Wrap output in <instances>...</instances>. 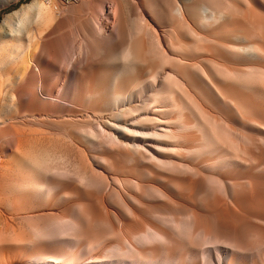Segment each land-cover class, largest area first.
Masks as SVG:
<instances>
[{"label":"rangeland","instance_id":"obj_1","mask_svg":"<svg viewBox=\"0 0 264 264\" xmlns=\"http://www.w3.org/2000/svg\"><path fill=\"white\" fill-rule=\"evenodd\" d=\"M33 1L0 4V23ZM37 1L43 4L42 15L38 5L27 17L21 13L26 22L19 27L17 45L22 48L28 40L24 27L29 26L37 35L34 71L58 74V66L49 64L54 50L63 61L59 77L47 73L48 82L38 81L46 88L47 103H30L21 91L16 110L3 117L13 121L1 128L0 144L6 147L7 137L22 140L17 159L22 169L9 181L0 180L1 188L6 185L0 264H26L36 251L53 254L51 244L35 237L34 230L51 225L59 214L76 209L92 222L96 213L108 222L104 205L110 209L120 202L113 188L138 191L132 185L136 177L164 188L181 214L194 211L211 225L246 234L258 230L264 236V211L258 204L250 209L252 217L240 219L237 209L230 211L248 201L264 203V0H185L182 18L173 12L178 0H122V15L116 0ZM139 5L155 10L153 15L142 11L151 27L136 21L134 6ZM14 64L5 63L3 81L22 85L26 78ZM207 137L222 142L221 154L203 150ZM155 140L162 144L158 149L151 146ZM151 152L194 164L208 182H200L199 174L156 166L148 158ZM219 157H229L231 165L216 168ZM54 167L72 177L53 176L46 183ZM86 176L108 180L107 191L86 184ZM207 185H233L235 196L206 198ZM46 186L50 189L43 190ZM220 197L223 212L216 209ZM137 207L145 220H153L150 208ZM96 226L91 224L88 235L93 241L100 237Z\"/></svg>","mask_w":264,"mask_h":264},{"label":"bare ground","instance_id":"obj_2","mask_svg":"<svg viewBox=\"0 0 264 264\" xmlns=\"http://www.w3.org/2000/svg\"><path fill=\"white\" fill-rule=\"evenodd\" d=\"M16 1L0 0V4L5 7ZM178 1H176L173 12L182 18L185 0L179 4ZM116 2L117 9H119L118 12L121 15L124 14L125 10L122 0H116ZM36 5L39 7L38 15H42L43 4H39L37 0H34L28 7L24 8L21 13H25L24 15L27 17L28 13ZM84 5H87V3ZM134 10L137 13L136 21L139 20L141 25H146V27L153 25L150 20H146L142 16V11L152 15L155 14V10L151 5L144 7V10L141 5L139 7L134 6ZM21 13L16 11L0 23V119H3L7 110L11 108L16 110L19 104L18 95L21 91L28 93L30 103L40 105L47 103V98H44L47 95L46 88L45 86H40L38 81L41 80L45 84L48 82L45 75L49 74L55 77L57 74L53 69L48 72H44L42 69L40 74L34 71L33 68L36 64L34 52L37 35L32 34L29 26L24 27L28 40L22 48L21 46L18 47L17 44L21 42V32H23L22 28L20 29V34L18 33L19 27L26 22V20L21 19ZM202 14V19H204V12ZM62 58L63 56L58 50L53 51L49 64L55 68L58 66L55 69L58 74L60 71L59 66L61 65L59 63L63 61ZM89 60L87 53L85 62L87 63ZM7 61L13 64L17 61L20 64L21 67L17 68L16 72L18 74L22 73V77L25 76L26 78L22 85L19 81H13V83L9 82V79H7L8 82L3 81L2 69ZM58 74L57 76L59 77ZM22 86H25L27 90H22ZM8 103L11 104L8 105ZM9 120H0V134H2L1 128L7 125L5 122ZM14 131L17 132V130ZM10 134L13 133L10 132ZM21 141L18 137H7L6 145H4L6 147L0 144V180L3 183L9 181L10 176L20 174L22 162L17 159L20 154ZM108 141H112L110 136H107ZM151 146L154 149H158L162 144L155 140L154 143H151ZM223 148L220 140L208 139V137L204 139L203 150L205 152L211 151L212 154L220 152L221 154V149ZM148 158L155 161L158 167L199 174L201 177L200 182L202 180L208 182L209 180L201 172L196 171L194 164L172 159L163 160L157 153L153 152ZM214 163L217 168L231 165L232 160L229 157H219ZM35 169L37 167H34ZM53 176L72 177L66 170L54 167L46 175V183L51 181ZM102 176L104 177V174ZM85 178L87 179V176ZM188 179L189 177H186L178 182H185ZM81 180H83V175ZM134 180L132 185L139 188L138 191L133 189L126 190L122 185L113 188L112 192L117 194L120 202L119 205L110 207V209L104 205L109 217L108 222H101V217L98 213L95 214V222H92V218L83 211L74 209L68 216L63 212V214L57 215L56 218L58 219L53 221L51 225L36 228L34 230L35 237L40 240H47L51 244L53 254H49L47 250L36 251L33 256L28 257L26 264H264V236L260 231L257 230L246 234L244 231L235 228L211 225L207 216H199L194 211L181 214V211L173 206L172 200L165 193L166 190L164 188L144 185L142 177H136ZM168 180L174 183L176 178H168ZM106 182L109 181L107 180ZM106 182L103 180L97 181L94 178L88 180L87 183L85 181L91 187L103 189L104 191H107L106 185L108 184ZM25 183L27 187L32 186L28 179H26ZM4 187H0V220L4 216L2 209ZM50 187L55 188L56 186L50 185ZM50 187L46 186L42 189L49 190ZM214 193L217 196L221 194L234 197L235 189L233 185L225 189H212L209 185L205 187L206 198L212 197ZM163 198L167 199V202H164ZM220 198L222 204L216 206V209L223 212L225 211V201L223 197ZM257 204L264 211V203L255 200L232 206L233 208L230 211L236 213L237 209L239 212L237 218L240 219L248 217L247 215L252 217L254 213L250 212V209ZM137 205L150 208L148 215L153 220H145L139 213L140 208ZM257 218L259 217L256 215L255 220ZM94 223H97L96 229L98 228L97 231L100 236L98 241H93L88 237V235L90 236L91 224ZM201 246H204L205 249H200Z\"/></svg>","mask_w":264,"mask_h":264},{"label":"built area","instance_id":"obj_3","mask_svg":"<svg viewBox=\"0 0 264 264\" xmlns=\"http://www.w3.org/2000/svg\"><path fill=\"white\" fill-rule=\"evenodd\" d=\"M63 1V0H62ZM68 2H72V3H75V2H79L80 0H66Z\"/></svg>","mask_w":264,"mask_h":264}]
</instances>
